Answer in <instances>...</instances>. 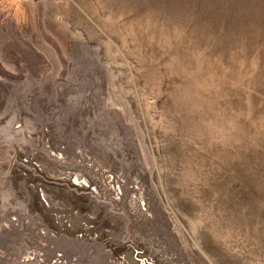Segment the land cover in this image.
<instances>
[{
    "label": "rangeland",
    "instance_id": "1",
    "mask_svg": "<svg viewBox=\"0 0 264 264\" xmlns=\"http://www.w3.org/2000/svg\"><path fill=\"white\" fill-rule=\"evenodd\" d=\"M0 264H264V0H0Z\"/></svg>",
    "mask_w": 264,
    "mask_h": 264
}]
</instances>
